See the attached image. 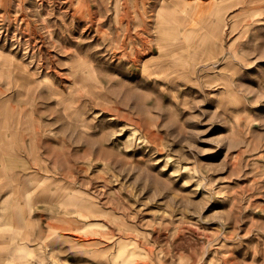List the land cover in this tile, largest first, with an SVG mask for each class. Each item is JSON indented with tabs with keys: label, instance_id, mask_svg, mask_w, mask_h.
Masks as SVG:
<instances>
[{
	"label": "rangeland",
	"instance_id": "374dc122",
	"mask_svg": "<svg viewBox=\"0 0 264 264\" xmlns=\"http://www.w3.org/2000/svg\"><path fill=\"white\" fill-rule=\"evenodd\" d=\"M160 2L0 0V264H264V0Z\"/></svg>",
	"mask_w": 264,
	"mask_h": 264
},
{
	"label": "crops",
	"instance_id": "0c3cea01",
	"mask_svg": "<svg viewBox=\"0 0 264 264\" xmlns=\"http://www.w3.org/2000/svg\"><path fill=\"white\" fill-rule=\"evenodd\" d=\"M161 0L156 6L155 16L156 20L153 24V27L157 30V36L162 37L164 40H171L178 36L180 33H183L184 36H187L190 33V30H193V27L204 22L205 27L200 30L197 41L194 42V50L191 52L194 53H204L206 51L207 44H212L216 46V40L213 42L208 41L209 37L217 38L220 29L222 20L226 19L227 15L225 12V5H220L212 8L213 14H218L213 19H210L202 13L203 5H196L195 7L188 2V0ZM162 9L161 14L159 10ZM195 26L192 27V25ZM212 41V40H211Z\"/></svg>",
	"mask_w": 264,
	"mask_h": 264
},
{
	"label": "bare ground",
	"instance_id": "6f19581e",
	"mask_svg": "<svg viewBox=\"0 0 264 264\" xmlns=\"http://www.w3.org/2000/svg\"><path fill=\"white\" fill-rule=\"evenodd\" d=\"M212 42V41H211ZM214 49V48H213ZM215 50V49H214ZM183 51V50H182ZM0 56H1V53H0ZM176 59V58H175ZM182 59V58H181ZM11 60H13L12 58H11ZM177 60V59H176ZM14 62V61H13ZM1 67V66H0ZM10 67V66H9ZM96 69V68H95ZM97 73V72H96ZM12 76V75H11ZM1 77V76H0ZM9 103V102H8ZM8 109H10L9 107H8ZM11 110V109H10ZM9 112V111H8ZM11 113V112H10ZM8 131V130H7ZM16 159V158H15Z\"/></svg>",
	"mask_w": 264,
	"mask_h": 264
}]
</instances>
